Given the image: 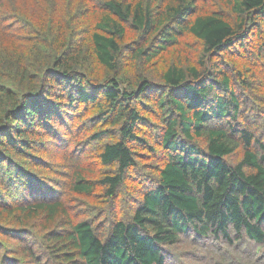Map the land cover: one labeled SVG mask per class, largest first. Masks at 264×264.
<instances>
[{
	"label": "trees",
	"instance_id": "1",
	"mask_svg": "<svg viewBox=\"0 0 264 264\" xmlns=\"http://www.w3.org/2000/svg\"><path fill=\"white\" fill-rule=\"evenodd\" d=\"M225 257L264 264V0H0V264Z\"/></svg>",
	"mask_w": 264,
	"mask_h": 264
},
{
	"label": "rangeland",
	"instance_id": "2",
	"mask_svg": "<svg viewBox=\"0 0 264 264\" xmlns=\"http://www.w3.org/2000/svg\"><path fill=\"white\" fill-rule=\"evenodd\" d=\"M53 150V149H52ZM52 150H50V151H52ZM60 154V153H59ZM59 154H57L59 157H60V155ZM57 155H54V156H51V158L50 159H52L53 157H54V160H56L57 158H58V156ZM247 254H248V251H247V249H243L242 251H241V255H239L240 256V261H242L246 256H247ZM202 252H201V256H200V258H201V260L203 261V258H202ZM229 257H231L232 258V260H236V259H238L237 258V256L235 255V254H229L228 255ZM242 257H244V258H242ZM225 260L223 261V264L225 263V264H229V262H228V260L226 259V257L224 258ZM208 260H210V258L209 259H207L206 261H207V263L205 262V263H202V261L201 262H197L196 264H217V261H215L214 263L210 260V261H208ZM176 262L177 263H179L177 260H176Z\"/></svg>",
	"mask_w": 264,
	"mask_h": 264
}]
</instances>
